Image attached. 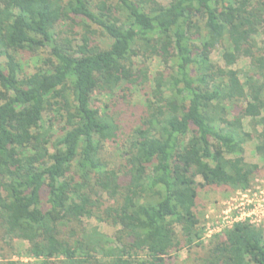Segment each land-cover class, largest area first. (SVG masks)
I'll return each mask as SVG.
<instances>
[{
  "label": "trees",
  "instance_id": "16d2710c",
  "mask_svg": "<svg viewBox=\"0 0 264 264\" xmlns=\"http://www.w3.org/2000/svg\"><path fill=\"white\" fill-rule=\"evenodd\" d=\"M167 1L0 0V252L19 239L32 264H178L193 249L182 264H264V229L204 243L196 212L198 188L243 192L264 171V0ZM140 93L124 130L121 101ZM95 95L117 105L99 114ZM254 140L261 165L244 160Z\"/></svg>",
  "mask_w": 264,
  "mask_h": 264
},
{
  "label": "rangeland",
  "instance_id": "374dc122",
  "mask_svg": "<svg viewBox=\"0 0 264 264\" xmlns=\"http://www.w3.org/2000/svg\"><path fill=\"white\" fill-rule=\"evenodd\" d=\"M161 5H167V0H156ZM100 40V39H99ZM261 41L264 42V35L261 37ZM98 43H101L97 40ZM80 45V43H78ZM105 46L107 44H104ZM220 49H216L210 54L211 61L220 66L223 67L224 62L221 59L220 56ZM250 52H246L245 56L241 57V59L232 66L231 70L233 71H245L249 68L250 64V58H249ZM17 59L20 61L22 65V71L25 73L31 72V69L33 66L36 65L35 58H31L25 53H20L17 55ZM3 60H1L2 62ZM147 66H153L152 63ZM135 94L132 98L122 99V106L127 111V118L122 121V127L124 130H129V125L135 123L139 113H141L140 107L141 105V98L139 95ZM101 99L99 96L95 95L93 98V102L91 104L92 109L96 110L99 114H102L105 111H108L107 108H104V103H107L109 106V109H112L113 105H117V102L112 100L111 103L108 102V99ZM121 111V108H118V106L115 108V111ZM114 114V112H113ZM262 118H264V113L261 115ZM246 122L248 119L245 120ZM245 122V123H246ZM126 127V128H124ZM256 141L249 142L245 145L244 148V160L246 163L249 164H257L261 165L259 161V157L256 155L254 151V147L256 145ZM115 152H105L106 158H110L112 161L115 158L114 155ZM197 183H202L200 178L196 179ZM256 187L263 188L264 187V171H261L258 173L255 177H253L249 189L253 190ZM256 190V189H255ZM240 191H234L231 189L226 188H198L197 192V219L200 223V228L202 229V240L203 242H208L211 240L213 236L210 237L216 231L217 229L222 230V226L218 224V219L223 217L222 214L227 208V203L232 201L233 199L239 198ZM83 226L86 229L89 228H97L101 233L112 236L114 233V229L111 227H108L103 224H99L93 219H83ZM224 231V230H223ZM221 231V232H223ZM227 231V230H225ZM220 232V233H221ZM208 237V238H207ZM210 237V238H209ZM15 244L11 248H7L5 251L0 252V255H4L6 258L5 260H0L1 264H32L33 259L27 258L25 255V249L28 247V244L26 242H22L19 239L14 240ZM201 257V253L197 251L196 249H193L191 251L182 252L177 256L176 263L182 264L186 262H190L193 260H197Z\"/></svg>",
  "mask_w": 264,
  "mask_h": 264
},
{
  "label": "built area",
  "instance_id": "2783aa9c",
  "mask_svg": "<svg viewBox=\"0 0 264 264\" xmlns=\"http://www.w3.org/2000/svg\"><path fill=\"white\" fill-rule=\"evenodd\" d=\"M248 189L240 191L238 199L227 203V208L222 214L223 217L218 219V224L223 228L214 231L210 237L219 235L222 233L221 231L229 230L233 225L239 223H248L256 228L264 229V187H256V190Z\"/></svg>",
  "mask_w": 264,
  "mask_h": 264
}]
</instances>
